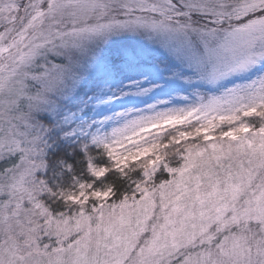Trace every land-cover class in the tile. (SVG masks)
Returning a JSON list of instances; mask_svg holds the SVG:
<instances>
[{"label":"snow or ice","instance_id":"1","mask_svg":"<svg viewBox=\"0 0 264 264\" xmlns=\"http://www.w3.org/2000/svg\"><path fill=\"white\" fill-rule=\"evenodd\" d=\"M0 264H264V0H0Z\"/></svg>","mask_w":264,"mask_h":264}]
</instances>
